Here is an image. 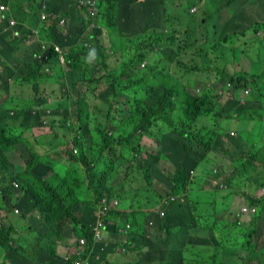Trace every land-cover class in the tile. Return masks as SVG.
Here are the masks:
<instances>
[{"label":"trees","instance_id":"1","mask_svg":"<svg viewBox=\"0 0 264 264\" xmlns=\"http://www.w3.org/2000/svg\"><path fill=\"white\" fill-rule=\"evenodd\" d=\"M8 1L0 0V6L9 5ZM43 1L29 0V11L38 14L30 25H25L19 17V7L14 8L12 4L9 5L10 10H0L1 58L5 57L8 49L16 52L30 33L39 32V40L30 49L26 48V70L10 67L4 68L0 74V88L10 92L6 100L10 104L7 105L14 103L16 96L28 97L26 104L20 107H4L7 97L0 103V198L3 194L7 197L13 193L11 174H16L13 179L19 181L26 193L15 205L21 208V214H13L10 208L12 205L6 202L3 204L10 212V224L4 226L5 222L0 221V235L5 241L6 257L13 261L9 263L4 256V263L18 264L24 259V264H52V259L57 261L59 258L58 250L69 251L70 247H80L81 237H86V243L81 246L83 256L97 253L92 232L93 203H89L87 198L77 200L73 196L69 205L65 204V188L53 187L61 184L52 178L55 169L48 158L49 153L44 157L32 151L23 136V132L32 124L42 125V114L46 107H51L53 112L48 113V124L53 129L64 127L65 136L71 137V130L74 132L70 141L67 140L69 142L66 141L64 147L55 149L53 155L63 158L69 153L70 158L80 161L86 168L89 187L96 189V192L100 191L99 196L104 193L115 196L112 190L122 188L124 197L132 200L137 195L133 174L142 171L145 178L153 182L156 176L172 193L187 191L184 202L178 201L172 205L171 218L175 222L190 223L189 228L184 233L173 232L174 223L168 217L165 229L170 245L163 254L179 264H264V232L261 231L264 225V197H257L246 190L238 194L240 199L246 198L250 205L258 206L253 219L242 226L244 222H240L236 215L241 205L237 203L238 198L225 194L216 196L217 189L211 190L209 198L213 199L207 202L202 196H194L193 200L201 202L209 210L201 211L193 217L195 207L191 206L189 189L191 170L199 165L198 162L209 160L211 152H221L223 157H231L229 154L233 151H229V154L223 151L218 141L220 136L227 134L229 126L239 131L242 141L246 139L263 145L262 153H245L247 155L235 157V171L246 173L250 179L261 180L260 175L252 170L255 161H260V166L264 162V140L251 138L250 131L252 120L259 117L261 132L264 134V117L260 114L256 116L257 108L262 109L264 114V88L262 93H256L250 101L246 100L247 94L240 100L239 88L247 86L248 69L243 73L237 70L230 73L226 69L228 73L225 71L219 80L222 84H215L207 77L208 66L199 58L194 46L199 38L208 40L211 49L208 52L214 54V62L225 67L226 57L220 54L224 46L222 43L253 34L252 38H246L245 44L240 43L244 48L241 52L253 58L260 57L264 51V36H259L261 47L249 41L257 36L256 33L264 31V3L257 6L249 0H225L218 21L210 13H206L204 22L194 20V27L198 26L201 35L191 40L189 30L193 27L185 24L181 16H178L179 23L171 24L170 27L164 20L166 0H98V14L93 15L88 8L81 10V19L92 33L82 36L78 43L71 44L66 43L65 38L68 37H64L69 29V19L65 26H57L62 16L70 18L71 11L75 10L76 13L77 0H52L53 4L48 6L47 12L61 17L56 15L50 26L39 17ZM194 7L196 9L192 11ZM225 9L234 14L223 21ZM189 11L194 14L197 7L193 5ZM13 20L15 26L11 24ZM92 26H95V32ZM204 29H210L211 33L205 34ZM73 31L76 32L75 29ZM106 32L122 35L120 47L111 42L110 48L106 49L102 40ZM97 33L101 35L98 34L99 39L95 41ZM219 38L220 43L214 42ZM43 39L59 43L63 48L66 63L57 73L52 64L59 62L60 53L54 46L48 47L47 51L42 49L40 40ZM196 47L206 52L200 44H196ZM93 49L97 59L89 63L87 57ZM252 49H256V53ZM41 53L42 58H39L37 55ZM116 53L122 57L120 66L110 70L109 56ZM144 61L146 63L141 66ZM47 67H51L49 71ZM102 70L108 75L100 74ZM263 72L253 74V79L260 78ZM227 80L232 81L236 100L229 98L222 104L220 99L226 94L227 89L223 85ZM103 83H106L104 88L111 87L108 95H104L103 89L98 88ZM23 87H29L30 92H21ZM73 96L75 98L72 100ZM71 101L75 105V115H72ZM33 109L36 110L35 117L31 114ZM12 110H16L14 115L10 113ZM24 116L26 123L23 121ZM200 119L204 121L199 122ZM227 123L230 125L227 126ZM147 140L153 142L148 143ZM71 142L78 148L77 153L70 152ZM238 144L235 141L231 143L234 150H237ZM96 146L100 147L99 154H94ZM17 152L25 155L26 162L17 157ZM98 157L100 163L103 161V171L97 170L100 164H97ZM163 161L175 167L172 176L163 173ZM118 164L122 165L121 170ZM76 179L79 180L78 177ZM125 181L126 185L121 187ZM146 185L153 186L152 182ZM260 186V182L256 181L252 188ZM34 209L39 210L42 222L38 219L39 225L34 229L36 233L30 235L36 239L30 243L47 245V252L38 254L32 263L26 248L17 245L15 234L23 212L32 213ZM192 228L200 234V238H196V235L184 236L193 232ZM147 242L152 244L151 241ZM179 243H182L181 246ZM135 244L129 248L131 252H127L122 264H141L132 256L137 249L142 248ZM188 244L198 246L196 254L192 253V248L186 249ZM156 264L168 263L158 261Z\"/></svg>","mask_w":264,"mask_h":264},{"label":"clouds","instance_id":"2","mask_svg":"<svg viewBox=\"0 0 264 264\" xmlns=\"http://www.w3.org/2000/svg\"><path fill=\"white\" fill-rule=\"evenodd\" d=\"M65 1H69V0H65ZM89 1H95L96 7H97V3L98 0H77V4L76 6L78 7V9L81 10L83 8H88L89 10ZM29 0H26V4H28ZM47 2H49V4H47ZM79 3V5H78ZM8 4L10 6H12V4L14 5V8L19 7V8H23L25 12H28V14H32L35 15V19L37 18V13H32L31 11H29V7L25 8V5L23 6L22 3L19 2V0H9ZM51 4H53V1L51 0H44L41 4H40V11H39V17L41 18V21H46V23L50 26L52 25L51 23L56 19V15L58 16V14H52L50 12H47L48 10V6H50ZM9 5H1L0 6V10L1 11H8L10 10V6ZM75 6V5H73ZM195 7L192 9V11H195ZM249 11V10H248ZM98 14V9H97V13ZM43 15H45L47 18L43 19ZM58 17H61L60 15ZM63 21V24H61V22ZM67 20L65 17L62 16V19L59 22V25L57 26L58 28L65 26ZM16 22L13 20L11 21V24L13 26H15ZM95 26H92V28H94ZM39 32H35V34H31L26 37V42L30 41L29 44V49L32 46V44L36 43L39 38L38 34ZM260 33V32H259ZM258 34V33H256ZM21 35L23 36L24 33H21ZM25 42V44H26ZM40 43L42 44L41 47L42 49H45V51H47L49 48H51L52 46H54V48L56 49V46H58L60 48L61 51L57 50L60 53L59 56V62L61 65H64L66 63V56L63 53V48L59 43H52V41L50 40H40ZM49 47V48H48ZM47 49V50H46ZM39 58H42V53L37 55ZM64 57L65 61L62 62L61 61V57ZM95 59H97V54L95 52V50H91L89 52V55L87 57V62L91 63L93 62ZM4 61V58L0 57V70H2V62ZM146 63V61H144L141 66H144V64ZM54 64H52L53 66ZM51 67H47V70L49 71ZM211 68H207L206 73L208 72V70ZM240 70H246L245 68L240 69ZM226 71L225 67L222 70H217V76L214 80H212L213 82H215V84L217 82H220L219 80L222 79L223 77V73ZM51 73H53V71H50ZM227 72V71H226ZM236 72V71H235ZM238 72V71H237ZM228 73V72H227ZM1 74V72H0ZM10 82L13 83V81L10 79ZM221 83V82H220ZM222 84V83H221ZM247 84V82H246ZM15 86H18L15 85ZM227 91L226 94L220 99L223 100L224 102L227 101L229 98H232V100H236L235 97V90H233V86H232V81L227 80V83L225 85H223ZM14 88V86L11 88V90ZM241 90L240 93V100H243L244 96L247 94H249L250 92V88L247 86H242L241 88H239ZM21 92L24 93H29L30 92V88H26L23 87L21 89ZM9 91H5L4 89L0 88V103L4 101V107H5V102L6 100L9 98ZM54 97H50V99H53ZM223 102V103H224ZM221 103V102H220ZM222 103V104H223ZM4 109H2L1 111H3ZM16 112V110H12L10 111L11 115H14ZM53 109L51 107H46L45 109V113L42 114V125H31V127L29 129H27L26 131L23 132V136L24 138L27 140L28 145L31 146L32 151H37L40 154H43L44 157L47 156L48 154V158L53 162L54 164V173H52V178L54 177V179L60 183L61 185H53V187L57 188V189H62L65 188V192H64V198H65V204L68 203L69 205V201L73 196L77 197V200H80L82 198H87L89 199V203L92 202L93 203V209L98 211L99 214V218L93 222L92 224V232H93V237L95 240V247L96 248H102L104 247L105 244H107L109 242L110 239H106V237H104L106 235V233L108 232V230L111 229V224H110V220L108 218H106L107 216L112 215L113 213H123L125 212V208L128 207V210L125 214V218H121L122 222L124 223V227H120V223H118L117 220H114L113 226L114 229H117L120 231V233L122 234L123 232L125 233V235H128L130 237L131 240V245L128 248H131L135 243H137L138 248L142 247L141 250L137 249L136 253L139 254L137 261L139 262H147L146 260H144L143 256H142V251L150 248L151 250V255H150V259L153 260L152 264H156L158 261H164L167 262L164 258H163V246H167L170 245V238L167 235L165 226H167V218H166V208L170 213V218H171V208H168L169 205H173L175 202H184L185 200L183 199V195L185 196V199H187V191L186 194L182 193H172L167 186L161 182L156 176H154V182H153V186L152 187H146L145 190H150V189H155L156 192V196L159 198L157 199V206L149 211L143 210L142 208H136L134 206V204L130 201V199H126L123 195V191L122 188L120 189H115L112 190L113 193H115V196H110L107 193L102 194L101 196H99L98 194L99 192H96V189H91L89 187V182L86 176V168L83 166V164L78 161L77 159H72L69 156V153L65 156H63V158L60 157H55L53 155V153L55 152V149H60L61 147H64L65 144L67 142L70 141V138L74 135V132L71 130V137L70 136H65L64 133L66 132V129L62 126H60L61 129H57V127H55L54 129L50 126L49 129L52 130L55 133V137H53L52 139H48L47 135H45L43 128H46L49 126L48 124V113H52ZM32 116L35 117L36 114V110L33 109V112H31ZM24 123H26L25 120V116L23 118ZM17 125H19V122H17ZM69 125V124H68ZM230 125V123H229ZM227 125V126H229ZM231 126H229L227 128V134L225 136H220L218 141H219V145L222 148L223 151L227 152L229 154V151H233L234 147L231 145V143H233V139L234 138H239L240 133L236 128L230 129ZM20 130V128H18ZM60 138V142H56L55 144H53V140L55 138ZM29 140L31 141V143H29ZM46 140V142H45ZM49 140V141H48ZM69 140V141H67ZM255 140H260L263 141L264 140V135L262 136V132L258 137H255ZM67 141V142H66ZM58 143V144H57ZM228 143V144H227ZM70 149H71V153H77L79 150L76 146H74L72 144V142L69 144ZM73 145V146H72ZM35 147H38L37 150H35ZM263 147V145H259L257 142L254 141H248V140H244V141H240L238 144V148L237 150L235 149V151H237L236 155H233V157H223L221 155H224L221 152H211L210 153V157L214 156V155H220L221 158L223 157L224 159H226L229 162V165H225L226 163H216L215 164V168L212 170L213 172L211 173V178L210 179H198L197 178V173L195 174V169H198L197 171H199V165L193 169L194 171L190 172L191 175V180H190V191L193 189V191H195L196 186H199V182L201 181L202 183L205 181L206 187L207 189L214 190L217 189L218 191H223V194H225L226 196H234L237 197L236 198H240L238 196V194L240 192H243L244 190H247L251 193H253L255 196L257 197H264V176H262L261 174H264V169H262L261 171H257L260 169V165L259 162L260 161H255V168H253L252 171H254L256 174L260 175V179L261 180H255V179H250L248 177V175L246 173L244 174H239L238 171H235V167L237 165V162H235V157H237L238 155H247L245 153H253V152H258V153H262L263 151L261 150V148ZM17 157L19 156L23 162L25 160V155L23 156V153L21 152H17ZM230 155V154H229ZM62 157V155H61ZM62 159H69L70 163L71 161H77L81 164V171H83V176L80 175L79 171H75L74 174L68 176V172L70 171L69 168L65 170V168L61 167V163H62ZM221 161V160H220ZM218 165H224V169H230V173L229 174H222L221 172H218V169L216 166ZM70 167V166H69ZM75 169H77V167H74ZM100 170L99 171H103V161L99 164L98 167ZM205 168H208L205 165ZM165 169V168H164ZM173 171H170L171 173L167 172V171H163V173L165 175H173L174 171H175V167L172 166L171 168ZM65 170V171H64ZM235 171V172H234ZM203 172V171H200ZM214 173V174H213ZM221 175V176H220ZM16 176V174H11V185L13 188V193L7 197L3 194V196L0 198V221L1 222H5L4 226H9L10 221H9V214L10 212L8 210H6L7 207H4L3 204L6 202L8 203V205H12V213L15 215L21 214V208L18 206H15L17 204V202H19V198L22 196L24 197L26 195V193L24 192L25 190L21 187V184L19 183L18 180L13 179ZM79 178L76 179V178ZM13 179V180H12ZM237 180H241V186H236V181ZM259 181L261 186L260 187H255V189L252 188V186H255V182ZM212 183V184H211ZM165 188H167V191H165L164 193H162L161 191L163 190V186ZM194 185V186H193ZM214 188H212L211 187ZM200 189H203V187H200ZM111 190V189H110ZM257 191V192H256ZM167 192H170L169 194ZM185 193V192H184ZM204 198V196H202ZM197 205H201V206H205L203 205L201 202L199 201H195L193 200ZM124 203H126V205H124ZM239 203H241V205L238 207L237 210V218L239 220H242V222H244L245 224H248V221L250 219H248L247 221L244 220V218L242 217L243 214L245 213H250L251 214V218L253 219V215L256 213L258 206L257 205H250L248 203V201L246 200V198L244 199H240ZM67 205V206H68ZM14 206V207H13ZM195 209L196 206H194ZM199 208V207H198ZM118 211V212H117ZM201 212V211H200ZM199 211H196L195 213H200ZM158 213V216L161 218V221L159 223H157L155 221V219H153L152 215ZM149 216L148 219V223L147 229H144V227H142V221H145V218ZM195 217V214L194 216ZM38 219L42 222V215L40 214L38 209H34V211L32 213L29 212H23V215H21V219L19 221V227L17 230V236H15V240H17V245L20 248H27L31 246V243L28 241V239L26 237L32 235L33 233H36V231H34V229L39 225L38 224ZM116 219V218H115ZM174 226L172 227L173 232L175 233H180V227L181 225H179L178 223H182V222H175L173 221ZM190 224V223H189ZM264 224V223H263ZM186 225V224H185ZM189 226V225H188ZM188 228L186 227V230ZM106 231V233H104V231ZM262 233L264 232V225L261 228ZM29 234V235H28ZM120 234V235H121ZM186 235H192L195 236L194 232H190ZM198 235H200L198 233ZM183 236V237H184ZM137 238V240H133V238ZM164 237V238H163ZM183 237H181L180 239H183ZM127 238L122 242V245L120 246V251H124V252H128L129 250L126 249L127 247L125 246V244H129L128 242L130 241ZM147 241H151L152 244H156L159 245L157 251H153L151 249V246L149 244V242ZM4 238L2 235H0V264H5V257H6V253L4 252L5 250V245H4ZM86 243V237H81L80 239V247L76 248L77 250H79L78 252L72 253V254H65L64 255V261L65 264H77V262H79L80 264H93L92 259H91V255L89 256H83V249H81V246L84 245ZM182 243H179V246H181ZM136 246V244H135ZM131 252V251H130ZM59 254V253H58ZM60 255V254H59ZM5 256V257H4ZM26 257H28L27 255H25ZM35 253L32 251L31 254V258L28 257L31 262L33 263V260L35 258ZM7 259V257H6ZM9 261V263H13L12 260L7 259ZM25 260L22 259L21 261L18 262V264H24ZM151 264V263H148ZM177 264H179L177 262Z\"/></svg>","mask_w":264,"mask_h":264},{"label":"rangeland","instance_id":"3","mask_svg":"<svg viewBox=\"0 0 264 264\" xmlns=\"http://www.w3.org/2000/svg\"><path fill=\"white\" fill-rule=\"evenodd\" d=\"M249 1L254 2L257 6H259L260 3H264V0H249ZM19 2L22 3L24 6L26 3V0H19ZM222 2L224 3L226 1L225 0H166L165 1L164 20L166 21L167 24H169V27H170L171 24H178L179 23V17L178 16H181L182 20L184 21L185 24L191 25L193 27L189 30L190 35L192 37L191 40H193L195 37L197 38L198 35H201L200 34L201 30L198 29V26H196L197 28L194 27V25H195L194 20H196V21L202 20L204 22L206 13H210L211 15L214 16L215 21H218L220 18L221 6L224 5V4L222 5ZM193 5H195L197 7V12L194 14H191L189 11V8ZM27 7H28V4L25 5V8H27ZM234 10L238 11V8L234 7ZM17 11L16 12L18 13L19 17L22 19V21L25 25H30L32 23V21L35 19V15L28 14V12H25L23 8H19ZM74 11H71L72 14L70 15V18H66V20L69 19V21H68L69 29H68V32H66L64 34L65 35L64 37H68V38H65L66 43H71V44L78 43L82 36L85 37L89 33H92L90 28H87V26L85 25V22L82 21L81 17L83 14L80 12V10L78 9L77 6H76V13ZM223 12H224L222 14L223 21H226L228 18L231 17L232 14H234V12L227 11L226 9ZM71 27L73 29H71ZM74 29L76 30L77 33L76 32L74 33V31H73ZM93 31H94V28H93ZM250 31H251V33H253L252 29ZM203 32L205 34H207V33H211V30L210 29H204ZM98 34L101 35V33H97L96 36L94 37L95 41L99 39L97 37ZM186 34H188V33H185V35ZM185 35H184V38H185ZM255 35H257V36L254 39H250L249 42H254L255 44L258 43V46L261 47L262 43H259V36H264V31H261L260 33L255 34ZM120 36H122V35L117 34V33H113V32L103 33L102 40L104 42V45L106 46V49L108 50V48H110L111 42H113L114 45H117L120 47V40H121ZM247 37L252 38L253 34H251V35L247 34L246 37L239 36V37H237L236 41H233V42H228L226 44L222 43L224 45L223 48H221V51L218 48L217 52L220 51V54H222V56L226 57L225 61L228 63H226V62L224 63L225 69H227L230 73L235 72L236 70L239 73H243L246 70H240V69H243V68L248 69L247 85L250 88L251 92L246 96V100L250 101L256 93H258V92L262 93V89L264 88V72L262 73L260 78L258 77L257 79L255 78V80H254L252 77L253 74L258 75L259 71H264V51L259 55L260 57L253 58L248 53H245V55H244L241 52V51H244V48L240 43L245 44V40ZM214 42L220 43V38L218 39V41L215 40ZM61 43L63 44L62 41H61ZM195 43L200 44V47H202L204 50H206V52L199 51L198 48L196 47V44L194 46L198 55H199V58L209 68H211L207 72V77H210L211 80H214L217 76V70H222L224 68V66L222 64L214 62V54L212 52H208V49H210V45L208 43V40H206L204 38H199L198 42H195ZM29 44H30V41H27L26 44L25 43L21 44L19 46V48L17 49V51L14 53L11 49H8L6 54L4 55L5 57H4V61L2 62V70H0V72H2L4 70V68H10V67H13L15 69L26 70V67H27L26 60L28 58V56H27L28 51L26 50V48L29 46ZM109 52H110V50H109ZM252 52L256 53V49H252ZM11 54H12V57H11ZM121 58L122 57L120 56V53L112 54V56L110 55L109 56V63H110L109 69L114 70L116 67L120 66ZM61 66L62 65L60 63H55L53 65V67L55 68L54 72L57 73ZM100 74L108 75V74H106L105 70H102L100 72ZM26 82H28V80ZM54 86L55 85H52L51 87H54ZM105 86H106V83L99 84L98 88L100 90L103 89L104 95H108L111 92V87L104 88ZM85 87H83L82 89H84ZM26 88L28 89L29 87H26ZM12 92H14V91H12ZM75 96H73L72 100L75 98ZM27 99H28V97L19 95V96H16L14 98V103H12L10 106L7 105V104H10L9 101L5 102V105H7L9 107H11V106L20 107L22 104H26ZM220 102L223 103L224 101L220 100ZM70 107L72 110V115H75V113L73 112L75 105L73 104L72 101L70 102ZM256 112H257L256 116H258V114H260V115H263V117H264L262 109L257 108ZM203 121H204L203 119H200L199 122H203ZM260 121H261V119L259 117L252 120V122H251L252 126L250 125L251 126V131H250L251 138L258 137L261 134L262 123ZM263 121H264V118H263ZM227 125H229V123H227ZM49 127H50V125L46 128H43L42 131H44L45 135H47L48 139L50 140L53 137H55V133L52 130H50ZM57 129H61V128L57 127ZM263 135L264 134H262V136ZM96 139H97V137H96ZM233 141L239 143L240 141H242V138L241 137L234 138ZM45 142H46V140H45ZM56 142L59 143L60 138L56 137L53 140V144H55ZM147 142L152 143L153 140H147ZM155 145H156V143H155ZM37 149H38V147H35V150H37ZM99 151H100V147L96 146L94 148V154H99ZM236 154H237V151L233 150V152H231L230 156L233 157V155H236ZM221 156H224V155H221ZM221 156L220 155L219 156L214 155L211 158H209V160L207 159V160H202L201 162H198L199 171H197L198 173L195 171L198 174L197 178L198 179H200V178L210 179L211 173L214 171L213 169L215 168L216 163H219V164L226 163L225 165H229V162L226 159H224L223 157L221 158ZM18 158H20V157L18 156ZM46 160H48V159L46 158ZM163 160H167V159L163 158ZM48 161H50V160H48ZM99 163H100V161H99V157H98L97 164H99ZM205 165L208 168H205ZM69 166H70V160L69 159H62L61 167L65 168V170L68 168L70 170L68 172V176L74 174L75 171H79L80 175L83 176V171H81L80 168L75 169L74 167H72V166L69 167ZM162 166L165 168L163 171H167L169 173H171L170 171H173L171 169L172 165L170 162L163 161ZM118 167L121 170L122 165L118 164ZM216 167L218 169V172H221L222 174H229L230 173V169H224V165H218ZM262 169H264V162L261 163L260 169L257 171H261ZM97 170H100V169L98 168ZM200 171H203V172H200ZM133 175L136 178L134 186H135V193L137 195L130 201L134 204V206L136 208H142L143 210H146V211H149V210L155 208L157 206V202H158L157 199H159L156 196L155 189L145 190L146 187L149 188V186H147L146 183L152 182V184H153L152 179L145 178V174L143 171L139 174H137L135 172ZM261 175L264 176V174H261ZM125 185H126V181L123 182L121 187H124ZM162 186H163V190L161 192L164 193L165 191H167V188H165L164 185H162ZM236 186H241V180L236 181ZM211 187H212V185H211ZM190 194H191V196H190L191 206L192 207L196 206V208H197V209H195V211H193V213L196 211L200 212V211H208L209 210L208 207H203L201 205H197L193 201L194 196L195 197L197 195L205 196V194H206L202 189H200V187L198 185L196 186L195 191H193V189L190 191ZM221 194H223V191H217L216 196H219ZM236 197H237V195H236ZM212 199H213V197L209 198L208 201H210ZM238 199L240 201V198H238ZM237 203H239V202L237 201ZM220 204L222 205V202ZM124 205H126V203H124ZM171 207H172V205L168 206V208H171ZM171 213H172V210H171ZM193 213L191 212V215ZM199 217H200V215L197 217L198 220H199ZM242 217L244 218V220L247 221L248 219H251V214L245 213L242 215ZM241 221L242 220H240V222ZM178 224L181 225L180 231L182 233H184L186 231V227L189 228V226H188L189 224L187 223L185 225V221H183L182 223H178ZM242 226H244V224ZM103 231H104V233H106L105 230H103ZM192 231L197 236L196 238H200L198 235V232L195 229L192 228ZM39 234H40V232H39ZM17 235L18 234H15V236H17ZM104 237H106V239H107V238H109V235H105ZM26 238L28 239L29 242L34 241L36 239L35 236H28ZM193 244H195V243L193 242ZM190 248H192V253L196 254L198 246H194V245L192 246L191 244H188L186 246V249H190ZM32 251L35 253V256H37L40 253H45V252H47V245H43V243L42 244H38V243L36 244V242L31 243V246L26 248V254L31 255ZM146 261L148 263H151V264L153 262L152 259H146Z\"/></svg>","mask_w":264,"mask_h":264},{"label":"crops","instance_id":"4","mask_svg":"<svg viewBox=\"0 0 264 264\" xmlns=\"http://www.w3.org/2000/svg\"><path fill=\"white\" fill-rule=\"evenodd\" d=\"M70 166L72 167H77L80 168L81 164L77 161H71ZM198 169H195V171L197 172ZM194 171V170H191ZM195 172V174H196ZM198 173V172H197ZM116 176V172L114 171V177ZM116 180H114V185H115ZM199 187H203L204 192L206 193L204 196L205 201H208V198L211 194V191L209 189H207L205 181L202 183L201 181L199 182ZM183 194H186V192ZM183 199H185V196L183 195ZM125 212L123 213H113L110 216H107L106 218H108L110 220V224H111V229L108 230V232L106 233V235H109V242L107 244L104 245V247L102 248H96L95 251L97 252L96 255L91 256L92 262L93 264H122L124 262V257H126L127 252L124 251H120V246L122 245V242L127 238L128 240H130V237L128 235H125V233L123 232L122 234L120 233V231L117 229H114L113 223L114 220H117L118 223H120V227H124V223L122 222V219L125 218V214L128 210V207L124 209ZM173 214V209H172V213ZM199 213H195V216L198 215ZM166 218L170 217V213L166 208ZM120 217L122 219H120ZM153 219H155V221L157 223H159L161 221V218L158 216V213H155L152 215ZM99 218V214L97 210H93V222L96 221ZM116 218V219H115ZM148 219L149 216H147L145 218V221H142V227H144V229H147V223H148ZM172 219V218H171ZM172 221H174L172 219ZM121 234V235H120ZM164 238V237H163ZM129 244H125V246L127 247L126 249H128L130 252V249L128 247H130L131 245V240L128 242ZM151 249L153 251H157L158 246L156 244H150ZM169 247V245L167 246H163V251L166 250ZM79 250L75 249L74 247H70L69 251H64V250H58L59 258L58 260H53L52 259V264H65L64 261V255L65 254H72L75 252H78ZM150 255H151V250L150 248H147L145 250L142 251V256L144 258V260L146 259H150ZM133 257H135L134 259H137L139 254L135 253L132 255ZM163 258L167 261L168 264H177V261L172 260L168 255L163 254ZM127 259V258H126ZM125 259V260H126ZM101 260V262H100ZM134 261V260H133ZM137 261V260H136ZM141 264H148V262H141Z\"/></svg>","mask_w":264,"mask_h":264},{"label":"built area","instance_id":"5","mask_svg":"<svg viewBox=\"0 0 264 264\" xmlns=\"http://www.w3.org/2000/svg\"><path fill=\"white\" fill-rule=\"evenodd\" d=\"M90 5V7H89V9H90V11H91V13L94 15H96V13H97V7H96V4H95V1H89L88 2ZM43 19H46L47 17L45 16V15H43V17H42ZM61 24H63V21L61 22ZM56 49L57 50H59V51H61L60 50V48L58 47V46H56ZM61 61L62 62H64L65 61V59H64V57L62 56L61 57ZM77 264H80L79 262H77ZM85 264H88V263H85Z\"/></svg>","mask_w":264,"mask_h":264}]
</instances>
